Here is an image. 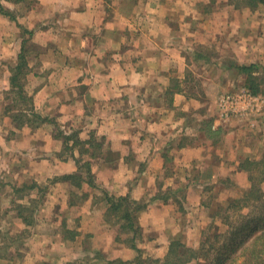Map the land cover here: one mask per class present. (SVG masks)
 <instances>
[{"label":"crops","instance_id":"1","mask_svg":"<svg viewBox=\"0 0 264 264\" xmlns=\"http://www.w3.org/2000/svg\"><path fill=\"white\" fill-rule=\"evenodd\" d=\"M260 4L0 0V150L10 143L33 156L39 173L35 187L38 178L52 182L49 195L57 197L54 208L59 216L65 215L63 222L56 214L46 221L49 228L39 222L31 233L49 247L48 255L51 247H62L58 249L62 253L80 244L85 234L94 247L81 248L77 256L85 257H69L67 264H102L118 257L131 262L140 253L144 261L159 259L157 264H165L171 240L190 239L187 232L202 220L189 218L192 228L182 220L184 213L198 212L208 223V208L199 207L202 187L217 176L224 180L234 172L245 175L238 168L241 160L264 156L256 131L250 137L252 150L248 144L218 141L215 135L226 132L225 126L233 121L257 129L264 125V111L251 119L223 121L218 103L214 109L207 105L210 93L198 88L197 79L202 77L197 76L201 70L219 67L224 93L234 92L251 77L242 67L254 65L252 80L260 86L256 94L263 95ZM19 68L25 73L13 84ZM194 81L195 89L190 90ZM20 89L30 106L15 95ZM19 111L27 117L40 114L46 121L21 124L14 116ZM76 139L94 140L96 156L81 154ZM92 141L84 145L85 151L93 149ZM79 160L80 165L90 160L93 184L86 175L83 186L55 179L79 171ZM246 188L244 184L241 190ZM71 192H81L80 198L72 199ZM108 196L147 204L135 214L140 228L136 246L117 240L121 225ZM191 241L187 244L193 246ZM112 247L114 253L108 249ZM97 255L106 256L105 261L100 263Z\"/></svg>","mask_w":264,"mask_h":264},{"label":"rangeland","instance_id":"2","mask_svg":"<svg viewBox=\"0 0 264 264\" xmlns=\"http://www.w3.org/2000/svg\"><path fill=\"white\" fill-rule=\"evenodd\" d=\"M258 8H260V13H264V3H261ZM197 77H202L198 78L199 80L196 78L197 81L200 82L198 84V88L202 89L203 87V89H205L207 93H210L209 95L211 97V101L207 105L211 109H214L216 103H219V97L226 90V87L223 84V76L219 67H216L215 69L210 71L201 70L200 74ZM262 86L264 88V83ZM189 89H195V81L194 86L189 87ZM205 102L208 101L206 100ZM233 122L234 123H229L225 126L226 132L221 131L217 133L215 135L216 138L214 139L218 141L228 140V142H233L234 144H248V148L252 150L254 148L251 147L252 145L250 144V142H253L250 137L255 135L256 131L258 132L256 138L264 143V125L255 129L256 127L254 128L250 126L247 122H240L242 125L237 121ZM0 139H2V133H0ZM261 149H263V147L260 148V150ZM37 151L38 150H36V152L34 153H38ZM258 154L259 151L258 153H253L252 158H255ZM260 156L261 155H259L258 157L260 158ZM33 162H35L33 156H29L27 152H21L17 150L15 146L10 143H7L6 147H3L2 150H0V254H7L12 257L10 260H4L0 264H38L42 263L40 261L43 260L48 261L46 262L47 264H67V259H69V257L84 256H77V254L79 255L78 252L81 248L89 246L91 249L92 247H94V245L91 243V238L88 235L83 234V237L80 239V244L76 243L71 249L62 253H58V249L62 247H51L50 253L48 255L47 253L49 252V247L42 243H38V236L34 235V239L32 238L31 233L33 232L34 227H37V224H39V222L41 224L44 221V223L46 224L45 228H49L50 225L48 224L47 226V220L57 217V214L58 219H61V223V221L63 222L62 218L65 216L62 212L59 216V213L55 211L54 207L57 197L53 198L49 195L52 190V182L50 181V179L38 178L40 180V184L37 183V185H39L38 187L34 186L30 189H24L20 193L15 190L16 187H20L23 185L31 186V184L34 183L35 178L38 177V171L34 170L38 167L36 165H33ZM229 168L231 170L236 167L233 166ZM230 170L226 172L227 176ZM219 171L220 168L217 167L218 174H220ZM235 173L236 172H234L232 176L230 175V173V178H226L224 180L218 178L217 176L215 182L210 181L208 182V186L202 187V192L204 194H202V196H204V198L203 200H200L199 207L204 211L208 208L210 214V219H208L209 226L211 225V223H215L217 228L216 231H225L226 234L222 237V241L228 240V238L231 236V233L228 231L229 225L227 224L226 220L223 219V217L225 216L224 213H226L224 210L225 207L228 206L229 202L232 199L238 198L241 196V194H243L244 190H241V188L243 189L244 184H247V188L250 186L248 172L245 171V175L242 174L241 176L238 174L235 176ZM255 175L258 177H263L264 172L262 170H256ZM262 186L264 190V182L262 183ZM33 190H35V196L33 195ZM60 190L61 192L65 191L63 188H60ZM80 193L81 192H71L72 199L73 197H79ZM182 202H184L183 205L187 206V202L189 201L185 199ZM18 203H23L25 207H27L25 211L23 210V215L25 217L28 216V218L33 222H31L30 220H24L22 218L23 216L19 214L20 209L17 206ZM59 206H61V204ZM203 210L200 211L203 212ZM229 212L231 213L234 220H237L239 217H241L238 216V210L235 211L231 209V211ZM183 216L185 217V219L182 220H185L184 222H188L191 227V223L193 224V222L190 223L188 221L189 218L191 220L202 219L201 221H198L194 229H189V232L185 231V233L187 232V236L190 235V239H183L186 243L187 241L192 240L194 242L192 243L194 247H200L201 241L203 240L204 228L208 225V223H206L207 218L203 219V217H201L198 212H193L191 214L184 213ZM71 223L74 224V221L72 220ZM150 227L151 226H149L147 229H151ZM108 249L111 251H109L110 253L115 252L114 247ZM105 253L107 255V251H105ZM44 255L45 257H47V260H45V258L43 257ZM103 258L104 259H99L100 263L105 261L106 256H104ZM195 262L197 263V260H195Z\"/></svg>","mask_w":264,"mask_h":264},{"label":"trees","instance_id":"3","mask_svg":"<svg viewBox=\"0 0 264 264\" xmlns=\"http://www.w3.org/2000/svg\"><path fill=\"white\" fill-rule=\"evenodd\" d=\"M250 6H257L258 3H264V0H243ZM3 10V7H1ZM24 65V64H23ZM254 65L243 66L242 69L251 74L244 83L245 86L249 87L254 93H259L260 86L257 82L254 83L252 80V69ZM24 67V66H23ZM25 73L22 68L18 69L16 76L12 78L13 84L16 80L20 83L22 74ZM15 95L20 96L23 99L25 106H30L29 99L23 95V91L20 89L15 92ZM15 120L21 124H29L31 126H37L42 122L46 121L40 114H33V117H27L22 112L15 113ZM90 141L75 140V144L80 147L81 154L89 153L93 158L96 156L95 142L91 143L93 149L84 150V145L90 143ZM98 147V146H97ZM70 150V149H68ZM79 171L74 174H67L55 178L63 181H70L75 183L77 186H83L81 179L86 175L88 178L87 182L93 184L95 175L92 172V165L90 160L80 165V160L77 161ZM240 170L246 171L249 174L250 186L246 188L240 197L232 199L228 206L225 207V216L223 217L229 225V232L231 236L228 240L222 241V237L225 236V231H216V224H212L203 232V240L201 241L200 247H193L188 245L180 237H174L168 248V252L165 257V264H264V190L262 183L264 182L263 177L255 175L256 170H262L264 172V156L261 159H251L247 157L241 160L238 167ZM34 184V183H33ZM23 185L16 187L17 192L22 190L30 189L36 184ZM208 184V183H207ZM209 185V184H208ZM207 185V186H208ZM210 187V186H209ZM109 202L110 210L117 216V220L120 223V232L117 235V240L130 243L131 246L135 245V239L140 232V228L136 225L135 214L146 208L147 204L131 199L129 197H118L114 198L111 196L107 197ZM20 209V215L23 216L24 220H30L28 216L23 215L27 207L23 203H18ZM238 210L239 217L237 220L232 218L229 211ZM248 211V212H247ZM229 212V213H228ZM123 221V222H120ZM72 236V235H71ZM125 236V237H124ZM100 254V253H99ZM141 254V253H140ZM135 261H124L121 258H115L113 260H107L102 264H157L161 263L159 259L156 260H142V256ZM101 257L102 255H97ZM12 257L7 254H0V263L4 260H10ZM15 264V263H12ZM75 264H91L90 262H79ZM97 264V263H94Z\"/></svg>","mask_w":264,"mask_h":264},{"label":"built area","instance_id":"4","mask_svg":"<svg viewBox=\"0 0 264 264\" xmlns=\"http://www.w3.org/2000/svg\"><path fill=\"white\" fill-rule=\"evenodd\" d=\"M219 117L229 121L234 117L247 119L264 111V96L254 93L249 87H239L234 92L223 93L219 97Z\"/></svg>","mask_w":264,"mask_h":264}]
</instances>
